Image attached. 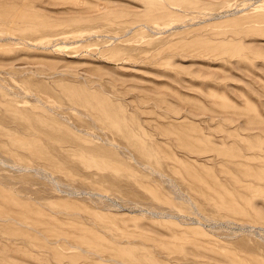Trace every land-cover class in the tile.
I'll use <instances>...</instances> for the list:
<instances>
[{"label": "rangeland", "instance_id": "1", "mask_svg": "<svg viewBox=\"0 0 264 264\" xmlns=\"http://www.w3.org/2000/svg\"><path fill=\"white\" fill-rule=\"evenodd\" d=\"M0 264H264V0H0Z\"/></svg>", "mask_w": 264, "mask_h": 264}]
</instances>
